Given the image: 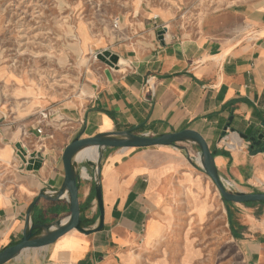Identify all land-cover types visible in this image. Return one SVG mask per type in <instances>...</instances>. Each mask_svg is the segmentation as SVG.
<instances>
[{"label":"crops","instance_id":"0c3cea01","mask_svg":"<svg viewBox=\"0 0 264 264\" xmlns=\"http://www.w3.org/2000/svg\"><path fill=\"white\" fill-rule=\"evenodd\" d=\"M261 1L237 10L234 23L208 14L194 38L160 37L153 25L120 42L87 34L90 51L106 49L117 62L94 66L78 99L28 118L0 108V251L20 240L27 219L28 226L66 220V190L54 200L38 196L61 188L62 151L80 132L136 126V134L159 136L191 129L208 144L228 190L264 192V151L254 153L240 136L264 130ZM200 160L192 141L103 147L97 162L91 148L78 152L80 219L90 232L70 230L4 264H219L214 256L227 244L241 264H264V202L223 200Z\"/></svg>","mask_w":264,"mask_h":264},{"label":"rangeland","instance_id":"374dc122","mask_svg":"<svg viewBox=\"0 0 264 264\" xmlns=\"http://www.w3.org/2000/svg\"><path fill=\"white\" fill-rule=\"evenodd\" d=\"M255 2L263 1L0 0V108L7 117L28 118L78 99L93 67L106 64L86 45L87 34L120 42L153 25L168 37L194 38L208 14L234 23L235 12ZM214 261L241 264L231 244Z\"/></svg>","mask_w":264,"mask_h":264},{"label":"water","instance_id":"95a60500","mask_svg":"<svg viewBox=\"0 0 264 264\" xmlns=\"http://www.w3.org/2000/svg\"><path fill=\"white\" fill-rule=\"evenodd\" d=\"M163 34L164 30L159 31L160 37H162ZM95 56L110 66L117 62V56L106 49L98 52ZM136 129L137 127L135 126L126 130L101 132L88 137H81L80 135L82 132H80L68 143L61 154L64 169V180L61 188L57 191L55 196H46L42 192L38 196L54 200L66 190L69 201L68 217L66 220H58L52 225L34 223L28 226L29 223L27 219L26 227L22 232L20 240L0 251V264H4L13 259L25 249L45 247L70 230L76 229L83 233L90 232L81 225L80 206L78 202V174L73 167V156L77 151L87 146H96L98 149L103 147L143 148L158 145H174L181 141H192L196 143L200 149L202 169L210 177L223 200L234 203L264 202V192H232L224 186L217 173L213 154L204 138L198 132L191 129H183L176 132L161 134L159 136H146L134 133ZM240 136L243 139L248 137L250 141V150L254 153L264 151V130H257L249 136L244 134H240ZM20 147L21 146L18 148L19 150ZM26 155V153L23 155V160L25 162L27 161ZM30 157L34 158V155H30ZM37 161L38 160L35 162L38 163ZM95 190L101 206L100 186L97 185ZM34 203L35 201L31 204L28 213L31 211ZM101 227L102 224L100 222L96 229L99 230Z\"/></svg>","mask_w":264,"mask_h":264},{"label":"bare ground","instance_id":"6f19581e","mask_svg":"<svg viewBox=\"0 0 264 264\" xmlns=\"http://www.w3.org/2000/svg\"><path fill=\"white\" fill-rule=\"evenodd\" d=\"M91 148V151H92V155H93V160L94 162H97L98 161V158H99V149L96 147V146H87V147H84L83 149H81L80 151L84 150V149H89ZM80 151H77L75 153V155L73 156V159H75L76 157V154ZM90 160V159H89Z\"/></svg>","mask_w":264,"mask_h":264},{"label":"built area","instance_id":"2783aa9c","mask_svg":"<svg viewBox=\"0 0 264 264\" xmlns=\"http://www.w3.org/2000/svg\"><path fill=\"white\" fill-rule=\"evenodd\" d=\"M41 115H42V117H46V116H47L45 113H42ZM36 132H37L38 134H40V133L42 132L41 127L36 128Z\"/></svg>","mask_w":264,"mask_h":264},{"label":"trees","instance_id":"16d2710c","mask_svg":"<svg viewBox=\"0 0 264 264\" xmlns=\"http://www.w3.org/2000/svg\"><path fill=\"white\" fill-rule=\"evenodd\" d=\"M250 203H252V202H248V203H245V204H250Z\"/></svg>","mask_w":264,"mask_h":264}]
</instances>
